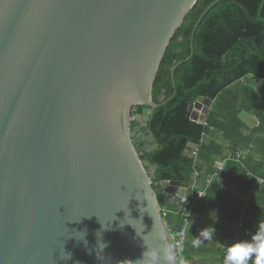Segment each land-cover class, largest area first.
Returning <instances> with one entry per match:
<instances>
[{
	"label": "water",
	"instance_id": "1",
	"mask_svg": "<svg viewBox=\"0 0 264 264\" xmlns=\"http://www.w3.org/2000/svg\"><path fill=\"white\" fill-rule=\"evenodd\" d=\"M197 1L0 0V264H142L168 248L179 264L158 165L139 152L158 146L142 129L153 83ZM211 105L198 99L191 118ZM160 184L177 229L169 205L186 185Z\"/></svg>",
	"mask_w": 264,
	"mask_h": 264
},
{
	"label": "trees",
	"instance_id": "2",
	"mask_svg": "<svg viewBox=\"0 0 264 264\" xmlns=\"http://www.w3.org/2000/svg\"><path fill=\"white\" fill-rule=\"evenodd\" d=\"M213 1L198 0L187 14L165 51L153 83L152 98L159 105L148 122V130L158 146L139 152V157L158 165L152 185L161 207L167 205L161 181L179 180L192 186L213 172L215 161L225 150V146L212 137L215 133H220L234 152L240 142L244 146L257 144L251 135H245V125L239 118L241 110H252L254 104L236 108L233 102V97L243 94L244 86L255 93L245 83L240 88L230 87L249 75L264 79V17L260 16L264 0H222L202 19L192 48L193 28ZM206 97L212 99L213 105L204 124L193 120L191 114L194 103ZM259 131L264 132V119ZM205 139H209V143ZM197 145L200 146L194 155ZM243 166H246L245 161L232 159L223 172L236 168L246 175ZM251 171L256 176H264L256 167ZM197 190L196 187L190 192ZM256 191L263 192L264 185L258 186ZM256 194L253 192L248 206L255 203ZM169 206L177 209V204ZM248 206L244 228L248 221L256 223L247 213Z\"/></svg>",
	"mask_w": 264,
	"mask_h": 264
},
{
	"label": "crops",
	"instance_id": "3",
	"mask_svg": "<svg viewBox=\"0 0 264 264\" xmlns=\"http://www.w3.org/2000/svg\"><path fill=\"white\" fill-rule=\"evenodd\" d=\"M243 83L250 85L248 87L254 91L255 95L245 89L247 86H244L243 94L233 97V102L236 108L246 103L254 104L252 110H241L239 118L245 125V135H251L257 141L259 150H257V144L255 145L254 142L247 146H244L241 142L238 143L239 149L244 150L242 160L239 162L245 161L246 166H243V168L247 174L243 175V172L236 168L223 172L226 170L225 165L224 170L213 177L208 187L209 193H207L205 198L198 201L189 224L186 242L182 248L181 261L183 264H224L225 247L235 230L237 219L241 217L245 219L246 208L253 196V192L257 193L254 197L255 203L248 206L247 213L256 223L252 224V222L248 221L245 228L243 225L242 235L244 236H241L239 242L251 241L252 236L257 232L258 223L264 222V191H256L260 184L256 183V175L251 171L256 167L257 170L264 173V132L259 131L264 119V79L249 75L232 84L230 88L235 89L236 85L237 88H240ZM219 134L215 133L212 137L222 143L225 146V150L223 155L217 158L215 165L224 156L234 152L230 144L224 141L221 134ZM209 138L211 139V137ZM207 140L210 141L209 139ZM209 175L202 178L200 183L197 182L192 186H186L184 194L191 195L193 193L190 192L191 189L203 187ZM205 227H215V234L210 240L202 239L201 244L198 247H194L192 244L193 239ZM249 264H252V260L249 261Z\"/></svg>",
	"mask_w": 264,
	"mask_h": 264
},
{
	"label": "built area",
	"instance_id": "4",
	"mask_svg": "<svg viewBox=\"0 0 264 264\" xmlns=\"http://www.w3.org/2000/svg\"><path fill=\"white\" fill-rule=\"evenodd\" d=\"M194 120V119H193ZM195 121H199L198 119H195ZM204 124H206V120L204 121ZM198 151L197 149L193 150V154L196 155ZM244 155L243 149H238L233 153H230L227 156H224L222 160L217 163L213 169V172L207 177V180L203 187L198 189L197 191L193 192L191 195L185 194L181 196V200L177 204L176 210H171V212H178L180 213V221L181 223L180 227L178 224L177 230L175 231L173 227L168 225L167 218L169 217L168 210H165L163 207H160V214L161 217L165 223V226L167 228L168 234L170 236L172 246L176 252L177 257L179 256L181 258L182 255V248L186 242L187 234H188V227L192 220L193 213L196 209L197 203L202 198H205L208 193V187L213 179L214 176L219 175L223 170L227 163V161L235 159L237 161H241L242 157ZM256 183L260 185H264V176H256ZM244 225V219L241 217L238 222L235 225V230L233 232V236L231 237L225 251H224V257L227 252V248L236 242H239L241 235H242V228ZM224 262V258H223Z\"/></svg>",
	"mask_w": 264,
	"mask_h": 264
},
{
	"label": "clouds",
	"instance_id": "5",
	"mask_svg": "<svg viewBox=\"0 0 264 264\" xmlns=\"http://www.w3.org/2000/svg\"><path fill=\"white\" fill-rule=\"evenodd\" d=\"M215 234V227H205L200 230L199 235L193 239L192 244L198 247L202 239L210 240ZM254 257V260H253ZM163 259L172 264L174 257L171 255V249H165L163 256H160L156 250H145L142 253V264H159ZM264 264V222L258 223L257 232L252 236L251 241H240L227 248L224 257V264Z\"/></svg>",
	"mask_w": 264,
	"mask_h": 264
},
{
	"label": "bare ground",
	"instance_id": "6",
	"mask_svg": "<svg viewBox=\"0 0 264 264\" xmlns=\"http://www.w3.org/2000/svg\"><path fill=\"white\" fill-rule=\"evenodd\" d=\"M136 103L137 102H135V104ZM202 115H203V113L201 111L200 112L196 111L194 113L193 117H197L198 119H200L202 117ZM179 191H180V193H182L181 195H183L185 190H184V188H181Z\"/></svg>",
	"mask_w": 264,
	"mask_h": 264
},
{
	"label": "rangeland",
	"instance_id": "7",
	"mask_svg": "<svg viewBox=\"0 0 264 264\" xmlns=\"http://www.w3.org/2000/svg\"><path fill=\"white\" fill-rule=\"evenodd\" d=\"M135 107H136V106H135ZM132 115H134V114H132ZM131 123H132V121H131ZM232 236H233V234H232ZM232 236H231V237H232ZM230 239H231V238H230ZM229 241H230V240H229ZM228 243H229V242H228ZM227 245H228V244H227ZM226 247H227V246H226ZM226 247H225V249H226ZM177 258H178L179 264H183L182 261H181V258H180L179 256H178Z\"/></svg>",
	"mask_w": 264,
	"mask_h": 264
},
{
	"label": "flooded vegetation",
	"instance_id": "8",
	"mask_svg": "<svg viewBox=\"0 0 264 264\" xmlns=\"http://www.w3.org/2000/svg\"><path fill=\"white\" fill-rule=\"evenodd\" d=\"M134 124V121H132V125ZM142 129L144 130V131H146V130H148V126L147 127H142Z\"/></svg>",
	"mask_w": 264,
	"mask_h": 264
}]
</instances>
